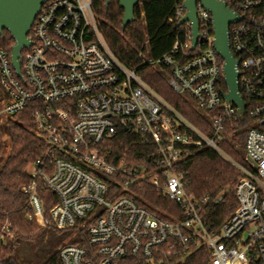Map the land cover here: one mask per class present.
Listing matches in <instances>:
<instances>
[{
    "label": "built area",
    "instance_id": "1",
    "mask_svg": "<svg viewBox=\"0 0 264 264\" xmlns=\"http://www.w3.org/2000/svg\"><path fill=\"white\" fill-rule=\"evenodd\" d=\"M186 0H179L178 24L169 53L153 66L168 67L167 83L186 97L206 120L200 129L127 68L101 33L92 0H48L30 30L31 45L20 50V70L0 33V123L32 107L41 152L29 167L30 221L46 228L40 189L57 201L49 210L58 230H74L88 247L66 243L57 264H264V0H222L239 16L229 25L230 49L237 60L243 113L232 101L215 47L212 13L197 2L199 36L182 22ZM15 44V43H14ZM13 44V45H14ZM150 147L147 163L116 157L110 148L120 130ZM245 131L247 168L222 147ZM211 149L235 166L238 206L219 226L208 220L217 196L188 190L182 162ZM148 187L177 204L181 214L166 220L139 204ZM8 234L10 231L8 230Z\"/></svg>",
    "mask_w": 264,
    "mask_h": 264
},
{
    "label": "trees",
    "instance_id": "2",
    "mask_svg": "<svg viewBox=\"0 0 264 264\" xmlns=\"http://www.w3.org/2000/svg\"><path fill=\"white\" fill-rule=\"evenodd\" d=\"M92 1L98 27L115 56L196 126L206 130L204 115L186 97L169 87L168 67L153 66L150 62L161 59L174 44L178 28L174 15L179 0H141L135 7V20L125 29H122L124 10L117 0H109L108 7L105 0ZM14 43L11 34L4 30L2 46L10 50ZM258 127L264 131V124ZM245 139V131H237L230 140L223 142L222 147L237 163L251 168L245 157ZM41 146L35 132L32 107L0 123V162L7 153L0 167V264H57L60 248L66 243L90 248L83 235H74L75 231L70 229L58 230L50 221L49 210L57 197L48 189H40L47 227L43 228L27 217L30 212L28 196L21 188L30 182L29 167L40 154ZM110 148L116 157H128L142 164L148 162L151 150L139 136L122 129L112 139ZM180 170L188 190L195 195L223 193L218 205L208 206V220L215 226L222 224L237 208L235 187L242 174L217 152L208 148L197 150L182 162ZM136 200L163 219L180 217L177 204L151 187ZM196 257L192 256L185 264L208 261L207 251L200 254L199 260Z\"/></svg>",
    "mask_w": 264,
    "mask_h": 264
},
{
    "label": "water",
    "instance_id": "3",
    "mask_svg": "<svg viewBox=\"0 0 264 264\" xmlns=\"http://www.w3.org/2000/svg\"><path fill=\"white\" fill-rule=\"evenodd\" d=\"M48 0H0V33L7 30L13 37L15 44L12 48V62L17 70H20V50L31 45L29 38L30 30L41 10L43 4ZM124 10L122 29L135 20V7L141 0H117ZM201 2L204 7L212 13L215 47L221 58L224 60L223 72L225 82L229 91L225 94L227 101L234 102L239 107V112L243 113L246 103L242 99L238 90V76L236 69L237 60L230 49L229 25L240 18L222 0H186V15L182 22L192 23L193 45L199 36L196 5ZM108 7L109 0H105Z\"/></svg>",
    "mask_w": 264,
    "mask_h": 264
},
{
    "label": "rangeland",
    "instance_id": "4",
    "mask_svg": "<svg viewBox=\"0 0 264 264\" xmlns=\"http://www.w3.org/2000/svg\"><path fill=\"white\" fill-rule=\"evenodd\" d=\"M0 94H1V90H0ZM4 123V122H3ZM9 142V141H8ZM10 149V145H8L7 146V148H6V150L8 151ZM6 156H7V153L5 152V154L3 155V159L1 160V162H0V167H1V163H2V161L6 158Z\"/></svg>",
    "mask_w": 264,
    "mask_h": 264
}]
</instances>
